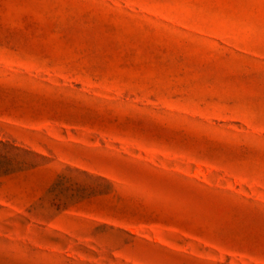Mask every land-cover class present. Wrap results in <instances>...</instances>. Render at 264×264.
I'll list each match as a JSON object with an SVG mask.
<instances>
[{
    "label": "rangeland",
    "instance_id": "374dc122",
    "mask_svg": "<svg viewBox=\"0 0 264 264\" xmlns=\"http://www.w3.org/2000/svg\"><path fill=\"white\" fill-rule=\"evenodd\" d=\"M0 264H264V0H0Z\"/></svg>",
    "mask_w": 264,
    "mask_h": 264
}]
</instances>
